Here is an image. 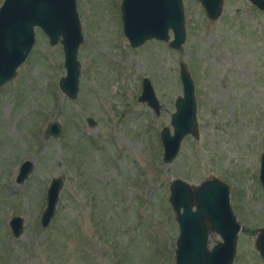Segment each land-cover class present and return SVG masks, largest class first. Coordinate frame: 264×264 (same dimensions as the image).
Returning <instances> with one entry per match:
<instances>
[{
	"label": "rangeland",
	"instance_id": "rangeland-1",
	"mask_svg": "<svg viewBox=\"0 0 264 264\" xmlns=\"http://www.w3.org/2000/svg\"><path fill=\"white\" fill-rule=\"evenodd\" d=\"M1 2V0H0ZM120 0H75L82 42L78 89L60 93L59 44L34 27V43L0 87V264H173L177 225L167 184L213 176L228 186L239 224L231 264H262L254 229L264 225L258 183L264 143V13L247 0H223L207 19L182 0L185 37L178 49L159 40L131 47L121 32ZM193 82L197 138L186 136L168 164L158 132L180 95L177 63ZM142 77L158 101L136 100ZM91 118L92 123L86 122ZM56 120L57 137H43ZM31 170L14 182L23 161ZM61 176L54 215L39 225L44 193ZM22 219L21 234L7 225ZM210 244L219 237L209 234Z\"/></svg>",
	"mask_w": 264,
	"mask_h": 264
},
{
	"label": "water",
	"instance_id": "water-1",
	"mask_svg": "<svg viewBox=\"0 0 264 264\" xmlns=\"http://www.w3.org/2000/svg\"><path fill=\"white\" fill-rule=\"evenodd\" d=\"M204 16L214 20L221 13L222 0H196ZM264 13V0H247ZM121 32L129 46L136 47L144 41H163L170 49H178L185 37L182 0H120ZM34 27L46 37L47 44H59L62 51L64 74L57 87L63 95L74 99L78 89V61L76 52L82 34L75 10V0H1L0 2V87L9 81L27 57L34 43ZM180 95L173 100L169 126L158 132L161 161L171 162L178 154L186 136L197 138L193 82L186 62L177 63ZM137 101L144 102L154 113L158 101L149 80L142 77ZM88 124L92 123L87 118ZM61 126L56 120L46 124L43 137H57ZM27 160L19 164L14 182L21 183L31 170ZM258 183L264 195V143L259 155ZM63 184L61 176L52 177L44 193V207L39 215V225L46 227L54 215L58 193ZM167 203L177 225L173 249V264H231L239 224L231 210L228 186L210 176L195 185L173 178L167 184ZM13 237L21 234L22 219L12 216L7 221ZM254 248L264 264V225L254 229ZM219 239L210 244L209 234Z\"/></svg>",
	"mask_w": 264,
	"mask_h": 264
},
{
	"label": "flooded vegetation",
	"instance_id": "flooded-vegetation-1",
	"mask_svg": "<svg viewBox=\"0 0 264 264\" xmlns=\"http://www.w3.org/2000/svg\"><path fill=\"white\" fill-rule=\"evenodd\" d=\"M194 1H196V0H194ZM197 2V1H196ZM198 3V2H197ZM199 4V3H198ZM222 4H223V0H222ZM200 6V5H199Z\"/></svg>",
	"mask_w": 264,
	"mask_h": 264
}]
</instances>
